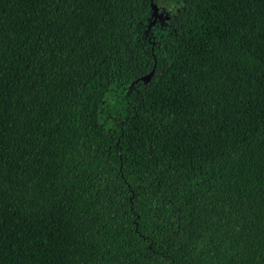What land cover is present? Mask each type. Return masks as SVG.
Wrapping results in <instances>:
<instances>
[{
    "label": "trees",
    "instance_id": "1",
    "mask_svg": "<svg viewBox=\"0 0 264 264\" xmlns=\"http://www.w3.org/2000/svg\"><path fill=\"white\" fill-rule=\"evenodd\" d=\"M177 3L0 0V264H264V0Z\"/></svg>",
    "mask_w": 264,
    "mask_h": 264
},
{
    "label": "rangeland",
    "instance_id": "2",
    "mask_svg": "<svg viewBox=\"0 0 264 264\" xmlns=\"http://www.w3.org/2000/svg\"><path fill=\"white\" fill-rule=\"evenodd\" d=\"M177 7H178L177 0H161L160 5L158 6L156 5V11L153 17H155L158 21L163 22V27L165 28L167 24L166 20H168V18L176 10ZM152 24L153 22H151L149 28H147L148 31L152 26ZM159 30H160V26L154 28V31H159ZM123 95H124V91L121 92L115 91L113 93L108 94L106 97V102L103 105V107L104 108L107 107L105 109L109 110L110 112H113L114 109L118 107V102L123 100ZM107 104L108 106H106Z\"/></svg>",
    "mask_w": 264,
    "mask_h": 264
},
{
    "label": "water",
    "instance_id": "3",
    "mask_svg": "<svg viewBox=\"0 0 264 264\" xmlns=\"http://www.w3.org/2000/svg\"><path fill=\"white\" fill-rule=\"evenodd\" d=\"M150 6H151V8H152V11H151V13H150V18H152V17L154 16L155 11H156V4L153 3V2L150 0ZM150 23H151V19H150V21H149V23H148L147 28H149ZM153 71H154V68L152 67L151 70H150L147 74H145V75H143V76L140 77L141 80H143V81L148 80V79L151 77V75L153 74ZM136 80H137V79H135L134 81H136Z\"/></svg>",
    "mask_w": 264,
    "mask_h": 264
}]
</instances>
